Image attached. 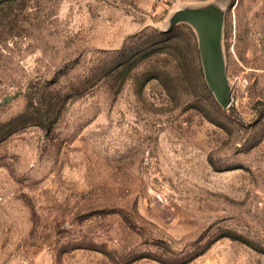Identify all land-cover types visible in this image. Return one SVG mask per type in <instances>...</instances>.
Instances as JSON below:
<instances>
[{
  "label": "rangeland",
  "instance_id": "obj_1",
  "mask_svg": "<svg viewBox=\"0 0 264 264\" xmlns=\"http://www.w3.org/2000/svg\"><path fill=\"white\" fill-rule=\"evenodd\" d=\"M0 0V264H264V0Z\"/></svg>",
  "mask_w": 264,
  "mask_h": 264
},
{
  "label": "water",
  "instance_id": "obj_2",
  "mask_svg": "<svg viewBox=\"0 0 264 264\" xmlns=\"http://www.w3.org/2000/svg\"><path fill=\"white\" fill-rule=\"evenodd\" d=\"M225 11L226 5L218 0L204 5L184 6L171 13L163 29L168 33L180 22L193 27L204 79L222 108H227L231 100V85L222 45Z\"/></svg>",
  "mask_w": 264,
  "mask_h": 264
}]
</instances>
